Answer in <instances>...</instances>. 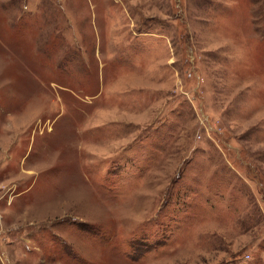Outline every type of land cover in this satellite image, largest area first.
<instances>
[{"label":"rangeland","instance_id":"rangeland-1","mask_svg":"<svg viewBox=\"0 0 264 264\" xmlns=\"http://www.w3.org/2000/svg\"><path fill=\"white\" fill-rule=\"evenodd\" d=\"M0 264H264V0H0Z\"/></svg>","mask_w":264,"mask_h":264}]
</instances>
